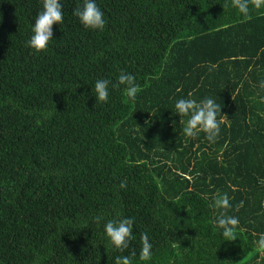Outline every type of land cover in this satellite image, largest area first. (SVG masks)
Segmentation results:
<instances>
[{"label":"trees","instance_id":"16d2710c","mask_svg":"<svg viewBox=\"0 0 264 264\" xmlns=\"http://www.w3.org/2000/svg\"><path fill=\"white\" fill-rule=\"evenodd\" d=\"M96 2L103 31L73 15L82 0H61L64 20L37 53L26 42L42 0H0V264L133 252L135 264H264V0L247 18L232 0ZM121 72L135 100L120 86L96 102L95 81ZM180 98L215 100L213 142L183 135ZM225 193L231 207L217 209ZM222 213L239 219L235 240L219 233ZM117 218L134 221L123 251L103 230Z\"/></svg>","mask_w":264,"mask_h":264},{"label":"clouds","instance_id":"9594fccd","mask_svg":"<svg viewBox=\"0 0 264 264\" xmlns=\"http://www.w3.org/2000/svg\"><path fill=\"white\" fill-rule=\"evenodd\" d=\"M231 6L236 8L245 18L249 14V0H232ZM256 7H260L257 3ZM73 15L78 22L86 29L103 31L106 26L104 12L97 5L96 0H82V4L73 10ZM64 20L63 6L61 0H42V9L37 14L35 20L31 24V34L26 42L27 46L34 52H40L47 49L49 42L53 40L52 26L54 24H61ZM124 86L129 100L134 101L138 91L139 85L136 83L134 75L121 72L117 77V81L113 83L109 79H97L91 92L95 97L96 102L106 103L109 100L110 87L115 89ZM260 87L264 89V81L260 82ZM175 114L179 117H188L182 129L183 135L189 138L195 137L199 132L206 135V139L213 142L220 131V121L217 119L220 108L212 98H204L197 101L193 98H180L174 103ZM139 127H137V131ZM119 187L121 189L126 187V182L121 181ZM215 207L217 209H228L231 207L228 195H218L215 199ZM103 218L95 217L97 223ZM133 223L130 218L112 219L104 223V235L108 243L121 251L129 246V242L133 239ZM220 235L224 241H232L236 239L235 229L239 224V219L234 216H229L222 213L216 221ZM258 250H264V232L259 234L256 242ZM152 244L150 243L147 233L141 236V247L139 251V260L146 262L152 256ZM136 253L131 255H122L115 258V264H135L133 257Z\"/></svg>","mask_w":264,"mask_h":264}]
</instances>
